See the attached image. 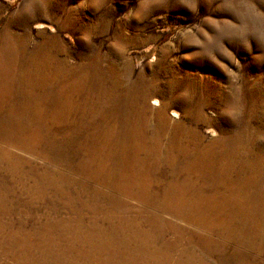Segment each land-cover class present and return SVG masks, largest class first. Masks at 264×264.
<instances>
[{
    "label": "rangeland",
    "instance_id": "1",
    "mask_svg": "<svg viewBox=\"0 0 264 264\" xmlns=\"http://www.w3.org/2000/svg\"><path fill=\"white\" fill-rule=\"evenodd\" d=\"M0 264H264V0H0Z\"/></svg>",
    "mask_w": 264,
    "mask_h": 264
}]
</instances>
